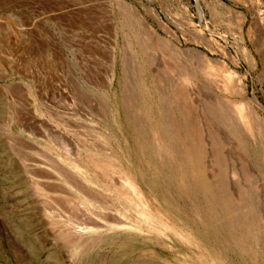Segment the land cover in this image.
Segmentation results:
<instances>
[{"label":"rangeland","instance_id":"1","mask_svg":"<svg viewBox=\"0 0 264 264\" xmlns=\"http://www.w3.org/2000/svg\"><path fill=\"white\" fill-rule=\"evenodd\" d=\"M218 1L0 0V264H264V0Z\"/></svg>","mask_w":264,"mask_h":264},{"label":"bare ground","instance_id":"2","mask_svg":"<svg viewBox=\"0 0 264 264\" xmlns=\"http://www.w3.org/2000/svg\"><path fill=\"white\" fill-rule=\"evenodd\" d=\"M212 4L214 5V7L218 6V7H223L222 4L218 1V0H211ZM230 12V11H229ZM199 13L202 15V13L199 11ZM242 16H240L241 18ZM240 31V30H239ZM155 39L162 41V43L164 42L165 44H167L169 46L170 49H173V44L165 41V39H162V37L160 38L158 36V34L154 31L153 32ZM243 35V34H242ZM154 39V40H155ZM239 40H242L241 35L239 36ZM175 50V49H174ZM197 55L204 60V58L201 56V53L197 52ZM208 61V60H207ZM239 84V82H238ZM244 89V88H243ZM243 89L242 86L240 87L239 90L237 91V94L241 97V100H238V102H236L234 105V107H231V111L229 113V119L230 123L232 121V127L234 129V131L239 135V137H241L242 139H244L246 141V143L248 142L250 145L252 144L253 146V137L254 139H259L260 144L263 146L264 148V118L260 117L258 115V109H263V107L257 102V99L252 98L251 100H247V99H242L243 94ZM225 90V89H224ZM235 91V90H234ZM233 91V92H234ZM235 91V92H236ZM238 97V96H237ZM227 118V119H228ZM234 133V132H233ZM237 135V136H238ZM236 136V137H237ZM240 141V140H239ZM247 143V144H248ZM247 150V149H246ZM100 165V163H99ZM95 166H98L95 164ZM97 170L99 169L97 167H95ZM101 167H103L101 165ZM106 171L108 170L107 168H105ZM102 169H100L101 171ZM104 170V168H103ZM110 170H112L110 168ZM103 172V171H102ZM112 172V171H111ZM114 174H116L117 176H119L120 178H122V174H124L123 172H120L118 169L116 171H113ZM119 182V181H118ZM122 185V184H121ZM122 190V191H121ZM123 190L125 189H120V192L123 193ZM141 198V197H140ZM137 203V202H136ZM144 203V202H143ZM139 205V204H138ZM146 205V204H145ZM140 206V205H139ZM138 207V206H137ZM136 208V207H135ZM143 208V207H142ZM141 208H139L138 210H140ZM227 210V209H226ZM144 212V209H143ZM152 213V212H151ZM144 214V213H142ZM147 214V213H146ZM162 215V214H161ZM142 216V215H141ZM152 216V215H151ZM145 217V216H144ZM150 217V216H149ZM156 217V216H155ZM164 217V216H163ZM147 218V216H146ZM148 219V218H147ZM151 220V217H150ZM153 220V219H152ZM169 221V220H168ZM159 222V221H158ZM151 223V222H150ZM149 223V224H150ZM156 223V222H155ZM160 223V222H159ZM171 223V222H170ZM169 224V223H168ZM252 224V223H251ZM151 225V224H150ZM157 225V224H156ZM159 226V225H158ZM172 226V225H171Z\"/></svg>","mask_w":264,"mask_h":264}]
</instances>
